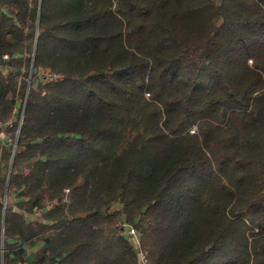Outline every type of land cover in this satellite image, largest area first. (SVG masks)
<instances>
[{
    "label": "trees",
    "instance_id": "trees-1",
    "mask_svg": "<svg viewBox=\"0 0 264 264\" xmlns=\"http://www.w3.org/2000/svg\"><path fill=\"white\" fill-rule=\"evenodd\" d=\"M1 134L4 264H264V0H0Z\"/></svg>",
    "mask_w": 264,
    "mask_h": 264
},
{
    "label": "rangeland",
    "instance_id": "rangeland-1",
    "mask_svg": "<svg viewBox=\"0 0 264 264\" xmlns=\"http://www.w3.org/2000/svg\"><path fill=\"white\" fill-rule=\"evenodd\" d=\"M23 113H24V109H23V111H22V113H21V117H23ZM13 149H14V153H15V151H16V144H14ZM5 196H7V194H6ZM121 203H122V202H121L120 200L115 201V203H114V205H113V207H112V210H113V211H119V210H121V209H122V205H121ZM131 233L135 236V237H134V238H135V244H136V246H137V247L139 248V250H140L141 257H142V262L145 263V264H148V258L146 257V255L142 254V251H141V249H140V240L138 239V237H139V233H138L137 230L134 229V228L131 230ZM133 235H132V236H133Z\"/></svg>",
    "mask_w": 264,
    "mask_h": 264
},
{
    "label": "crops",
    "instance_id": "crops-1",
    "mask_svg": "<svg viewBox=\"0 0 264 264\" xmlns=\"http://www.w3.org/2000/svg\"><path fill=\"white\" fill-rule=\"evenodd\" d=\"M1 138H4V134H1L0 135ZM6 206V204H4ZM4 219H5V214L3 216V223H2V226H1V230H2V234H1V239H0V264H4V242H5V236H4ZM31 253H35V258H36V251H29L28 252V256L31 254ZM34 258V260H35ZM33 260V262H34ZM33 262H30L28 260V262L26 264H32ZM18 264H22V263H18Z\"/></svg>",
    "mask_w": 264,
    "mask_h": 264
},
{
    "label": "water",
    "instance_id": "water-1",
    "mask_svg": "<svg viewBox=\"0 0 264 264\" xmlns=\"http://www.w3.org/2000/svg\"><path fill=\"white\" fill-rule=\"evenodd\" d=\"M16 71H18V70H16ZM32 72H33V69H32ZM18 113H19V111L17 110V111H16V114H18ZM34 258H35V253H31V254L28 256V260H29L30 262H33Z\"/></svg>",
    "mask_w": 264,
    "mask_h": 264
}]
</instances>
